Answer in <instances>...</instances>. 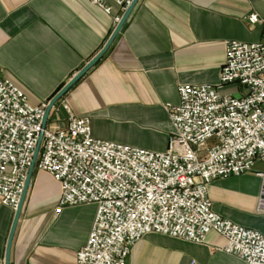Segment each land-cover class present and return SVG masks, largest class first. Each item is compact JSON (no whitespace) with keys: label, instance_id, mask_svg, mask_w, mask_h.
Masks as SVG:
<instances>
[{"label":"crops","instance_id":"0c3cea01","mask_svg":"<svg viewBox=\"0 0 264 264\" xmlns=\"http://www.w3.org/2000/svg\"><path fill=\"white\" fill-rule=\"evenodd\" d=\"M111 6L108 15L91 0H0V78L33 107L49 103L110 40L114 18L127 12ZM252 13L264 17V0H138L109 51L54 107L49 122L68 117L65 104L91 120L96 140L166 152L173 131L168 107L180 103L178 88L217 85L228 43H264V26L247 22ZM243 92L235 86L222 91ZM260 175L259 160L250 173L213 181L209 197L218 215L264 235ZM61 193L50 174L35 168L10 264H77L97 207L70 206L57 215ZM15 216L0 205V264ZM226 245L215 232L204 244L149 234L127 264H246L226 253Z\"/></svg>","mask_w":264,"mask_h":264},{"label":"built area","instance_id":"2783aa9c","mask_svg":"<svg viewBox=\"0 0 264 264\" xmlns=\"http://www.w3.org/2000/svg\"><path fill=\"white\" fill-rule=\"evenodd\" d=\"M133 1L91 0L108 15L111 3L124 13ZM120 21L121 15L114 18L115 25ZM247 22L264 26V17L252 13ZM231 86L244 92L222 93ZM178 93L180 103L168 107V149L155 153L96 140L91 120L65 104L68 117L44 129L49 103L33 107L0 78V205L17 211L43 134L36 168L61 186L56 214L70 206L97 207L77 264H127L149 234L204 244L212 232L226 239V253L264 264V235L218 215L209 197L213 181L250 173L264 162V43H228L219 83L180 86Z\"/></svg>","mask_w":264,"mask_h":264},{"label":"water","instance_id":"95a60500","mask_svg":"<svg viewBox=\"0 0 264 264\" xmlns=\"http://www.w3.org/2000/svg\"><path fill=\"white\" fill-rule=\"evenodd\" d=\"M138 0H134L132 5L129 7L127 12L125 13L124 17L122 18L121 22L118 24L116 30L114 31L113 35L111 36L110 40L108 43L105 45L103 50L91 61L89 62L50 102L44 117L43 121V128L46 129L50 120L51 112L54 109V107L64 98V96L82 79L84 78L87 73H89L106 55V53L109 51L111 46L113 45L114 41L116 40L117 36L120 34L121 30L125 26L127 20L129 19V16L131 15L135 5L137 4ZM42 142H43V134L40 136L38 145L36 147L34 157H33V162L32 165L29 169V173L26 179L24 191L20 200L19 207L16 211V216L15 220L12 226L9 242H8V247H7V254H6V263L5 264H10L11 262V249H12V244H13V239L15 236V232L21 217V213L23 210V206L26 201L27 193L29 191V188L31 186V181L32 177L36 168V164L40 155L41 147H42Z\"/></svg>","mask_w":264,"mask_h":264}]
</instances>
